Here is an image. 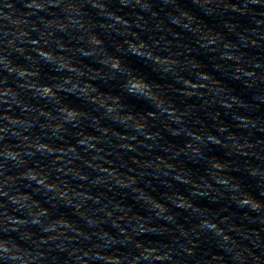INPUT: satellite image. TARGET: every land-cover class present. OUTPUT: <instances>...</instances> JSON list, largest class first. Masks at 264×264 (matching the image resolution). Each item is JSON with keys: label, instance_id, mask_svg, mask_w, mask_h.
I'll return each instance as SVG.
<instances>
[{"label": "clouds", "instance_id": "clouds-1", "mask_svg": "<svg viewBox=\"0 0 264 264\" xmlns=\"http://www.w3.org/2000/svg\"><path fill=\"white\" fill-rule=\"evenodd\" d=\"M0 264H264V0H0Z\"/></svg>", "mask_w": 264, "mask_h": 264}]
</instances>
